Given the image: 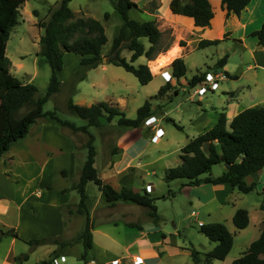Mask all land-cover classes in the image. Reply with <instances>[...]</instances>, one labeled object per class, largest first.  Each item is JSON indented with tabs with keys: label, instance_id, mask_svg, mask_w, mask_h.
<instances>
[{
	"label": "rangeland",
	"instance_id": "obj_1",
	"mask_svg": "<svg viewBox=\"0 0 264 264\" xmlns=\"http://www.w3.org/2000/svg\"><path fill=\"white\" fill-rule=\"evenodd\" d=\"M138 1L144 5V8H148L151 5H162L161 0H149V2H145L144 0ZM220 1L212 0L216 22H220L221 18ZM116 2L117 0H72L69 4L76 18L94 17L103 23L108 37V42L103 49L104 54L109 52L113 38L123 23V18L115 7ZM58 3L59 0H28L20 8L18 23L12 27L7 42L6 52L12 61V73L25 83H34L38 88L36 97H40L46 92L52 74L51 66L46 56L42 53L44 44L40 38L44 33V28L39 23L48 18L51 9ZM142 9L133 7L130 9L129 15L137 20L146 19L147 16H144L139 11ZM107 12L108 15L106 16ZM256 14L262 18L264 16V6H261ZM235 21L232 20V22ZM219 28L225 29L222 26H219ZM216 34L218 36L222 35L220 31L216 32ZM141 40L148 48V39L142 37ZM170 40V35L165 34L161 48L168 47ZM191 51L192 49L189 48L188 52L190 54L187 59L188 69L186 75L181 77L180 80L173 76L169 80L172 83V88L165 94H158L161 85L168 82L167 80L165 82L161 76L165 73H161V71L167 68L168 65L166 63L168 61L164 63L160 62L162 57L159 54L161 52L153 59H148L143 55L134 62L135 65L146 63L150 69L152 64V69L154 70L152 72L156 76L147 84H142L136 75L127 71L124 67L108 63V57H105L104 60L106 61H103L105 68L102 69V66H98L97 68L90 69L85 79L75 82L76 73L80 69L81 56L75 52H66L64 54L63 69L59 71V77L62 81L61 90L45 102L44 110L51 111L56 109L59 116L81 126L86 124L87 121L79 115L68 111L67 101L69 98H72L75 103L83 105L108 101L113 105H117L131 118L136 117L138 108L146 99H151L153 110L156 111L155 114L160 118L157 125H162L165 129L164 134L160 137V141H155H159V143L154 142L153 136L151 138L152 141H149L150 138H148L147 134L150 137L151 134L150 132L147 133V127L143 129H127L118 124L117 117L111 122L107 121L106 118H102L101 126L88 127L89 132L95 137L94 144L97 148L98 159L96 167L98 168L99 175L108 182L106 177L110 175L108 168H110L111 160L122 149L118 148L120 141L122 144L128 142L129 145H133V147L129 148V151L133 150L128 154L130 157L135 155L137 149H142L146 145L144 154L139 157L140 162L137 159L133 160V165L137 164L138 167L129 166L123 173L127 177L123 178L121 182H125L130 187L138 189L141 192L147 190L146 185L151 183L153 185L152 191L148 192L154 197H159L155 200L158 213L162 217L159 226L179 246L199 250V257L201 259L199 263H195L190 252L182 251L177 255L168 256L165 260L171 264H208L205 262V253L212 249L214 243L204 233L200 232V221L203 222L201 219H204L206 223L224 222L234 234V244L227 257L224 260L214 259L217 264H233V260L244 253L250 243L259 237L262 230L264 211L260 208V204L263 200L264 190L263 171L258 173L255 179L256 187L254 190L244 193L235 188L234 193L229 195L231 196L230 202L223 195L218 194L214 196L215 193L210 189L209 184L204 185L202 190L199 189L198 191H192L191 189L193 187L191 186L184 189V184L188 180L186 178L167 179L166 171L169 167L181 162V150L187 143L188 135H194L196 133L189 119L188 112H194L197 115L205 107L209 115L215 116L217 110H223L221 106L223 104L221 103L224 98L227 100L230 97L229 91L231 90H235L239 96L237 105L240 103L244 108L254 105H264V67L259 64L256 65L250 57L249 50H245L241 43L234 38L227 37L221 39L216 44ZM225 54L229 55L228 69L230 70L231 76L228 77L230 78H226V74L222 72V68H218L216 65L217 61ZM122 55L130 60L131 51L128 48H124ZM263 58V56L258 55L259 61H262ZM249 64H252V67L248 68ZM155 66H158V68H153ZM206 71L218 72L224 75L219 80L220 87L217 90L209 88L201 97L198 95L194 96L192 85L188 83V79L191 81L195 74ZM235 74L239 76L234 77ZM30 108L31 106L22 107L18 115L26 113ZM163 112H167V115L180 124L182 128L176 127L172 120L166 119L163 116ZM148 119L145 120L144 124H148ZM47 123L48 131L46 134L48 135V143L43 138H39L40 135H37L40 133L39 126ZM54 124L56 123L50 116L41 117L31 125L30 132L25 138L13 142L11 145H14L16 150H21V147L24 145L28 146L29 144L30 146L37 139H40V143L38 144L41 146L35 148L33 153L32 148L24 151L25 156H29V154L41 155V149L44 143L46 144V149L44 150L48 152L47 150L54 151L58 149V146L62 143L67 148L73 142L76 153L72 160L62 161L60 157H56L51 163L52 167L64 165L63 174L68 176L67 180L69 181L68 185L70 189L80 178L81 168L87 157L86 143L90 137V133L81 130L73 131L68 127H59L57 125L58 123L56 125ZM48 138L51 140H48ZM122 155L120 154V158ZM116 156H119V154ZM127 158L119 159L118 157V160H120V163H123L127 162ZM33 165L37 166L36 164ZM2 167L3 165L1 164L0 172ZM22 170L20 171L24 175L26 169ZM224 170L225 166L223 164H217L213 166L212 174L218 176ZM1 176L2 174L0 173V181L4 180ZM53 180L56 183L64 182V179L60 176H55ZM118 181L117 179L110 178V182L117 187L120 185ZM86 188L88 193V208L90 209V206L94 203L98 204L94 211V219L99 222L102 219L112 220V223L108 222L98 226V228L106 230L110 235V237H106L107 240L109 238L110 247L108 248L114 253H107L103 260L108 261L106 264H112L111 260L114 257H119L121 260L120 264H134L132 261L133 258L123 257V245L126 239L129 240L139 230L138 225L152 227L155 224L149 216V209L129 201H119L114 205L106 204L105 197L93 181H89ZM15 194L17 205H19L22 195L20 191ZM74 195L76 198L78 197L77 199L79 201L80 195L76 190ZM213 196L214 198H212ZM223 200L227 201L225 205H221V201ZM70 201L68 206L74 211V221L70 226L67 225V228L70 227L69 229L72 232L68 233L65 239L71 243L67 244V247L65 246L66 248L63 250V253L67 257L66 261L59 262L58 264H100L99 255L104 257L103 253L105 251L103 249L101 251L98 248L96 250L91 249L90 256L88 254L87 260L82 259L84 246L82 242L77 241V236L84 228L86 215L84 212H78L79 202L75 203V200ZM68 206L65 207V211L69 209ZM239 207L248 209L250 215L249 225L242 229L237 228L232 220L233 214ZM13 212H15L14 209L10 212L8 220L18 231L26 235V222L18 221ZM115 221L117 224H113ZM125 231L128 233L126 236ZM96 238L97 244L103 242L104 245H108L104 241V235L97 233ZM6 244L3 245L5 248L7 247ZM30 248L31 246L23 239L18 240L15 244V251L18 256L23 253H30ZM39 255H41V251L37 254V256ZM94 258L97 262H95ZM33 260L35 261L31 257L28 261L22 260V262L16 260V262L33 264Z\"/></svg>",
	"mask_w": 264,
	"mask_h": 264
},
{
	"label": "trees",
	"instance_id": "obj_2",
	"mask_svg": "<svg viewBox=\"0 0 264 264\" xmlns=\"http://www.w3.org/2000/svg\"><path fill=\"white\" fill-rule=\"evenodd\" d=\"M28 0H0V158L10 148L11 144L26 137L31 125L41 117L50 116L57 120L62 127H68L73 131H84L90 133L86 143L87 157L81 168L80 178L70 189H75L80 195L78 212L85 213L86 220L83 230L78 234L77 241L83 243L84 252L82 259L87 256L93 247L94 221L88 208L87 183L93 181L102 192L106 201L114 205L119 201H129L149 209L152 221L159 225L162 217L158 213L154 197L145 190L141 192L130 187L125 182L120 189H116L111 183L106 182L98 172L95 165L97 148L94 144L95 137L89 132V126L99 127L102 118L111 122L115 117L118 124L124 128L141 127L145 120L155 115L151 99L138 108L134 118L128 117L117 105L108 101H100L90 105L77 104L72 98L67 101L68 111L84 118L87 123L77 125L69 119L59 116L57 110L45 111V102L62 87L59 71L64 66V54L75 52L81 56L80 69L76 73L74 81L86 78L90 69L98 67L108 57V63L122 66L127 71L137 76L142 84L149 83L154 74L148 64L134 62L141 56L153 59L162 52V31L157 20H137L129 15L133 7H138L134 0H117L116 9L123 18V23L117 30L112 46L108 53L103 52L108 42L106 29L103 23L94 17H75L70 7L72 0H59L54 6L47 19L42 20L39 25L44 28L40 40L44 44L43 54L46 56L52 74L46 92L36 97L38 88L34 83H25L11 71V59L7 56V42L12 27L18 23L20 8ZM252 0H222L221 5L227 10V14L240 13ZM170 10L174 13L193 17L195 25L208 26L214 17V11L210 0H171ZM108 12L106 13V16ZM257 38L260 45L264 46V23L260 28L250 34ZM146 37L149 41L147 48L141 40ZM220 39H203L199 47L216 44ZM128 48L131 51L130 60L122 55V50ZM229 55L225 54L217 61V67L222 68L228 62ZM173 76L177 79L185 76L187 65L182 57L175 58L172 63ZM205 72L197 73L190 81L194 85L204 78ZM231 76V74H228ZM236 77V75H234ZM172 88L170 81L160 87L158 94L167 93ZM178 92L177 89H175ZM152 98V97H151ZM24 106H31L30 110L18 115ZM174 125L182 128L172 118ZM117 152V151H116ZM181 162L169 167L166 171L167 179L186 178L188 182L184 185L198 186L202 183L230 184L239 191L247 193L255 189L256 181L247 182V177L258 174L264 170V105L247 107L235 115L230 121L225 112H222L218 121L206 131L191 138L181 150ZM223 164L225 170L218 176H212L214 165ZM127 177L126 175L123 177ZM122 178V180H123ZM69 189V188H68ZM260 208L264 211L263 200ZM233 223L239 229L245 228L250 223L249 211L239 207L232 217ZM262 230L258 238L253 240L244 253L233 260V264H264V219ZM142 228V225H138ZM200 232L204 233L212 242L213 248L205 253V262L211 264L214 259L224 260L234 244V234L224 222H208L200 224ZM18 236L14 228L0 231V241L3 237ZM32 246L41 244H57L58 248L53 250L49 256L39 264H54V260L61 256L63 247L71 243L59 237H40L28 240ZM200 251L192 248V256L195 263L201 261ZM29 253L16 256L17 261L27 260Z\"/></svg>",
	"mask_w": 264,
	"mask_h": 264
},
{
	"label": "crops",
	"instance_id": "obj_3",
	"mask_svg": "<svg viewBox=\"0 0 264 264\" xmlns=\"http://www.w3.org/2000/svg\"><path fill=\"white\" fill-rule=\"evenodd\" d=\"M144 1L149 2V0H144ZM210 1L212 4V0ZM135 2L139 5L138 7L140 9L143 8L142 10L139 11L142 12L144 16H147L146 19H142V20H150V19L157 20L158 25L162 31L161 44L162 41L164 40V35L165 34L170 35V39H171L170 45L168 47L162 48L163 51L159 55H161L162 57V55H165L173 51L177 47H180L178 53L175 54L168 62H166L168 63L167 68L161 71V73L165 72L164 74L172 75L173 72H172L171 63L177 57L184 58L187 65V59L190 54L188 52V49L191 48L192 51L196 49H201V47H199V43L201 40L203 39L221 40L227 37L234 38L236 41L241 43L242 47L245 50H249L251 54L250 57L255 62V64L256 65L259 64L264 67V58L262 59V61H259L258 59V55L264 57V46L259 44L256 37L250 35L252 31L260 28L261 25L264 23V19H263L264 16L260 18L258 14H256L257 11L260 9V7L264 6V0H252L249 3V5L240 13V15H236L233 13L227 14V10L224 9L221 5L220 22H216V15L214 14V17L212 18L210 25L204 27L195 25V21L193 17L172 12L170 10L171 0H161L162 5L160 6L151 5L148 8H144V5H142V3H139L138 0H136ZM220 2H222V0ZM213 11H214V7H213ZM232 20H236V21L232 22ZM219 26L225 27V29L219 28ZM218 31H220L222 35L218 36L216 34V32ZM104 64L105 63H102L99 66H102L103 69L105 68ZM250 67H252V64L248 65V68ZM222 70H223L222 72L226 74V78H230L228 77L229 76L228 74H231L230 70L228 69V62L224 67H222ZM235 75L236 77L239 76L237 74ZM161 76L166 82L165 77L163 75ZM188 83H190V79H188ZM229 93H230V97L227 100L226 98H224L221 103L223 104L221 105L223 107V110H217L216 111L217 114H215V116L209 115V112L205 107L197 115L194 112H188L189 119L191 120V124L194 126L196 132L195 134H200L206 131L207 129L211 128L218 121L222 112L226 113L227 118L230 121L235 115H237L240 111L245 109L240 103H238L237 105L239 96L236 94L235 90H231L229 91ZM163 113H164L163 116H165L166 119L171 118L169 115H167V112H163ZM151 117H153V120L155 119L154 122L150 121L148 122V124L150 125L146 123L143 124L141 127H138L140 129L147 127L148 129L147 133L150 132L151 134V137L147 134L148 138H150L149 141L151 140L152 136H154L153 134L155 133L156 127H162L164 129L162 125H157L160 120L157 114L152 115ZM54 122L56 124L58 123L57 125L59 127L61 126V124L57 120H54ZM47 127H48V123L41 124V126H39L40 133L37 134L40 135L39 138L41 139L43 138V140L46 143H48L47 142L48 135L46 134V132L48 131ZM195 134L188 135L187 143L191 138L197 136ZM48 140L51 139L48 138ZM157 140L160 141V138H158ZM159 141L158 142L154 141V142L159 143ZM38 143H40V139H37L36 142L34 144H31L30 146L29 144L28 146L24 145L23 147H21L22 148L21 150L20 149L16 150L14 148L15 146L11 145L10 148L0 158V167L1 164L3 165L0 173L2 174L1 177L4 179L2 180L3 182L0 181V231L14 228L19 236L16 237L13 235H8L1 239L0 264H21L23 262V261L20 263L16 262V256L18 255L17 252L15 251V244L20 239L25 240L29 244L28 240L31 238L59 237L65 239L66 235L72 232V230L70 231L69 229L70 227L67 228V225L70 226L73 223L74 211L72 210V208L68 206V204L71 202L70 200H75V203H78L79 202L77 199L78 197L76 198V196L74 195L75 189H68L69 188L68 185L69 181L67 180L68 176L63 174L64 165H58L57 167H52L51 163L53 159L56 157H60L62 161L72 160L76 153L75 145L73 142H71L70 145L66 148L63 146L62 143L58 146L59 147L58 149H55L54 151L47 150L48 152H46V150H44L46 149V144L44 143L41 149L42 150L41 155L29 154V156H25L24 151H27L30 148H32L33 149L32 153H33L35 151V148H39L41 146ZM145 146L142 149L140 148L137 149L135 151V155L130 157V155L128 154L131 153L133 150L129 151V148L133 147V145L132 144L129 145L128 142L126 144H122V142L120 141V145L118 144V148L119 149L122 148L124 150L120 149L121 151L119 150L118 153H116V155L119 154V156L115 155L113 157L109 165L110 168H108V172L110 173V175L106 177L109 183H111L110 178L119 180L118 181V183L120 184L119 187L111 183L116 189H120L122 187L121 181L122 178L124 177L123 174L124 171H126V169L129 166H134L135 168L138 167L137 164L133 165V160L137 159L138 162H140L139 157L140 155L144 154ZM120 154H123L121 157L123 159L128 157L126 160L127 162L120 163V160H118V157L119 159H121ZM97 161L98 159L96 157V162ZM33 164H36L37 166H34ZM19 169L20 170L26 169L24 175L22 174L23 172L21 173ZM263 174H264V170H263ZM55 176L62 177L64 179V182L56 183L53 180ZM212 176L214 175L212 174ZM257 176L258 174L248 176L247 182L251 183L255 181ZM206 184L210 185L209 186L210 189L215 193L214 196L218 194L223 195L224 198H227L228 202H230L231 196L229 195L234 193V189H235L230 184L202 183L198 186L185 185L184 189L188 186H191L193 187V189L190 188L192 191L193 190L198 191L199 189L202 190V187H204V185ZM18 191H20L22 195L21 196L22 199L21 202H19V205H17V200L15 199V195H16L15 193ZM214 196L212 198H214ZM11 202L14 203L16 208L14 207L13 203L11 204ZM107 203L108 202L106 201V204ZM221 203H222L221 205H225L227 201L223 200L221 201ZM97 205L98 204L94 203L90 206L91 210L89 209L93 219L95 214L94 211L96 210ZM66 206L69 207L67 211H65ZM13 209L15 211L13 213H15L18 221L20 220L21 222H26L25 223L26 235H23V233L18 231V229L15 226H12L10 221L8 220L9 214ZM201 220H203V223H206L204 219ZM93 221H94V228L92 232H93L94 243L92 249L96 250L98 248L100 251L101 249L105 251L103 253L104 257L102 255H99L100 258L99 260L101 262L100 264H106V262L108 261L103 259L105 258L107 253L108 254L113 253L112 250L108 248L110 247L109 238L108 240L106 238V237H110V235L107 233L106 230L103 229L101 230V228H98V226L108 222L112 223V220L102 219L99 222L94 219ZM113 224H117V222L115 221V223ZM97 233L105 236L104 241L107 242L108 245H104L103 242H99V244H97L98 243L96 238ZM127 234L128 233L125 231V236ZM5 244L7 245L6 248L5 246H3ZM30 246H31L29 253L30 255L26 261H28L31 257H33L35 259V261L33 260L34 261L33 264H39L43 259L47 258L53 250L58 248L57 244H51V243L41 244L38 246H32V245ZM123 246H124L123 257L133 258L132 261L134 264H135L134 260L137 257L143 260L141 264H171L170 262H167L165 260L166 258H168V256L177 255L182 251L190 252L192 255V250H191L192 248L190 249L185 246H181V245L179 246V244H177L176 241L174 242L173 239H170L169 236L166 234V232H164L163 229L157 224L152 225V227H146L142 225V228L141 229L139 228V230L135 232L133 237H131L129 240L126 239ZM66 247L62 248L60 252L61 255H65L63 253V250ZM183 249H187V250H183ZM39 251H41V255L37 256ZM215 260L212 262V264H217ZM95 262H97L96 259Z\"/></svg>",
	"mask_w": 264,
	"mask_h": 264
},
{
	"label": "built area",
	"instance_id": "obj_4",
	"mask_svg": "<svg viewBox=\"0 0 264 264\" xmlns=\"http://www.w3.org/2000/svg\"><path fill=\"white\" fill-rule=\"evenodd\" d=\"M165 79L167 81L171 80L172 76L173 75H166V74H163ZM223 74L221 73H214L212 71H206L205 72V75H204V78L200 81H198L197 83H195L194 85H192V88H193V95H198V96H203L209 88H211L212 90H216L218 87H219V80L221 78H223ZM209 86V87H208ZM150 121H155V119L153 120V117H149L148 119ZM164 134V129L162 127H156V132H155V135L153 136V140L154 141H157L158 138H160L162 135ZM152 187L153 185L151 183H148L146 185V189L147 191H152ZM200 224H203L202 221H200ZM66 261V256L65 255H61L59 257H57L55 260H54V264H58L59 262H65ZM135 264H141L143 262V260L139 257L135 258L134 260ZM112 264H120L121 263V260L120 258H113L112 259Z\"/></svg>",
	"mask_w": 264,
	"mask_h": 264
},
{
	"label": "bare ground",
	"instance_id": "obj_5",
	"mask_svg": "<svg viewBox=\"0 0 264 264\" xmlns=\"http://www.w3.org/2000/svg\"><path fill=\"white\" fill-rule=\"evenodd\" d=\"M173 50V49H172ZM180 50V47H177L176 49H174L173 51L165 54V55H162V59H161V63H164L166 61H169L175 54L178 53V51ZM159 64V63H158ZM153 68H158V66H155Z\"/></svg>",
	"mask_w": 264,
	"mask_h": 264
},
{
	"label": "water",
	"instance_id": "obj_6",
	"mask_svg": "<svg viewBox=\"0 0 264 264\" xmlns=\"http://www.w3.org/2000/svg\"><path fill=\"white\" fill-rule=\"evenodd\" d=\"M104 61H106V60H104Z\"/></svg>",
	"mask_w": 264,
	"mask_h": 264
}]
</instances>
